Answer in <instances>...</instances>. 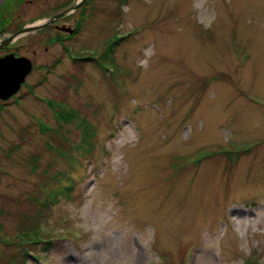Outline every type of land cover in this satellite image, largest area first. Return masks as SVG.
Here are the masks:
<instances>
[{
	"label": "rangeland",
	"instance_id": "1",
	"mask_svg": "<svg viewBox=\"0 0 264 264\" xmlns=\"http://www.w3.org/2000/svg\"><path fill=\"white\" fill-rule=\"evenodd\" d=\"M78 15L68 40L9 48L35 62L0 100V264H264V0ZM58 184L70 195L45 198Z\"/></svg>",
	"mask_w": 264,
	"mask_h": 264
},
{
	"label": "flooded vegetation",
	"instance_id": "2",
	"mask_svg": "<svg viewBox=\"0 0 264 264\" xmlns=\"http://www.w3.org/2000/svg\"><path fill=\"white\" fill-rule=\"evenodd\" d=\"M64 10L65 9H60L49 13L47 11L41 10L40 7L37 6V13H34L35 17L27 18L25 9L22 6H13L11 8L10 6L2 7L0 12V58L9 54H12L15 58L21 57L22 56L21 54L16 53L18 49L9 50V48L11 47V45H14L17 41L22 39V36L24 35L19 36L17 34L12 39H10V36L15 35L20 29H22L23 27H25L30 23L33 22L37 24L45 23L46 20L50 19L51 17L55 16L56 14ZM74 12L64 14L59 18H57L56 20L49 22L45 27L40 28V29H47L49 30L50 34H52L50 38H43L44 44L49 45L53 42L68 40V38L76 36L81 32V24H79L81 23V20H79L80 15H78V17H73ZM25 18H27L26 19L28 20L27 22ZM30 20L33 22H29ZM61 25H64L63 29H66V31L59 29ZM10 29H15V30L10 32ZM35 32H37V30ZM37 42L41 43V41L37 40L36 38L34 40V44H37ZM48 45L44 47L45 51H47ZM35 52H36L35 50L32 51V53ZM89 58L92 59V57ZM31 62L33 69V64L35 61L31 60ZM14 96L8 98L7 100L11 98L13 99Z\"/></svg>",
	"mask_w": 264,
	"mask_h": 264
},
{
	"label": "water",
	"instance_id": "3",
	"mask_svg": "<svg viewBox=\"0 0 264 264\" xmlns=\"http://www.w3.org/2000/svg\"><path fill=\"white\" fill-rule=\"evenodd\" d=\"M85 1L86 0L76 1L69 8L46 20L45 23H33L26 25L15 35L10 36V39L15 37L17 34L19 36L25 35L29 32H34L45 27L49 22L56 20L60 16L75 11L80 5L84 4ZM63 28L64 25L59 27L60 30L66 31V29ZM31 69L32 62L27 57L21 56L15 58L12 54H9L0 58V100L6 101L8 98L14 96L19 91L21 84L24 83L26 76L31 72Z\"/></svg>",
	"mask_w": 264,
	"mask_h": 264
},
{
	"label": "trees",
	"instance_id": "4",
	"mask_svg": "<svg viewBox=\"0 0 264 264\" xmlns=\"http://www.w3.org/2000/svg\"><path fill=\"white\" fill-rule=\"evenodd\" d=\"M62 118V117H61ZM63 119V118H62ZM64 141V140H63ZM49 144H52V143H49ZM52 146V145H51ZM62 147V146H61ZM61 147H58V149L55 151L59 154H63V155H66L65 152L67 151H62L61 150ZM69 186V187H68ZM74 185H63V186H60L59 184L56 185L55 187H52L50 188L46 193H45V198H48L52 201H55L57 202L59 198L61 197H68L70 195V192H71V187H73ZM44 240V243L45 246H48L50 243V241L48 239H43ZM25 249V248H24ZM26 250V249H25Z\"/></svg>",
	"mask_w": 264,
	"mask_h": 264
}]
</instances>
